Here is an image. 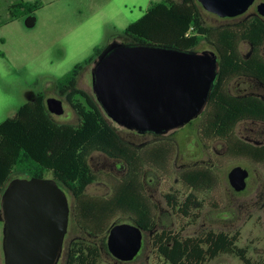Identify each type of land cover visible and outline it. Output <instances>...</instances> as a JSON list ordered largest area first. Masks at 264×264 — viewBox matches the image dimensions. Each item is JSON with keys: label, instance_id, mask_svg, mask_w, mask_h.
Returning <instances> with one entry per match:
<instances>
[{"label": "trees", "instance_id": "16d2710c", "mask_svg": "<svg viewBox=\"0 0 264 264\" xmlns=\"http://www.w3.org/2000/svg\"><path fill=\"white\" fill-rule=\"evenodd\" d=\"M41 6L39 0H14L6 8L7 18H0V27L34 14ZM122 40L127 44L183 50L195 49L202 40L207 42L218 55L219 72L208 103L197 118L201 120L198 130L201 145L221 141L228 155L251 163H264V145L250 144L234 134L241 122L264 124V102L256 97L232 96L227 91V85L240 76L264 84V61L257 53L264 42L261 17L233 27L213 29L204 25L202 7L196 0H161L151 3L139 19L123 30ZM241 42L253 48L250 58L240 55ZM103 48H94L92 55L55 81L58 96L76 113L78 124L54 121L47 110L44 93H38L34 100L20 106L13 117L0 123V195L15 174L18 178L49 176L69 191L74 202L75 222L91 237L108 234L118 215L127 216L132 224L152 232L156 223L155 206L145 194L142 178L146 167L166 171L175 144L160 141L141 148L125 141L94 95L77 87L81 72L93 66ZM93 153L104 154L126 166V176L113 181L112 194L107 198L85 193L96 180L88 163ZM179 178L188 194L181 202L176 195L167 194V206L195 222L197 216L192 215L191 210L197 203V193L211 189L217 175L212 168L193 167L183 170ZM181 233L162 230L152 235L151 246L162 264H205L219 255H231L243 264H252L246 249L237 245L238 232L209 230L190 237H183ZM100 257L98 247L79 241L72 245L67 264H100Z\"/></svg>", "mask_w": 264, "mask_h": 264}, {"label": "rangeland", "instance_id": "374dc122", "mask_svg": "<svg viewBox=\"0 0 264 264\" xmlns=\"http://www.w3.org/2000/svg\"><path fill=\"white\" fill-rule=\"evenodd\" d=\"M39 1L42 6L33 14L37 19L34 28L26 29L23 18L0 27V123L13 117L20 106L31 101L28 96L32 94L42 92L46 98L60 99L55 88L57 79L92 55L94 48L105 47L113 41L123 42V30L139 19L151 3L161 0ZM13 2L0 0V18H7L6 8ZM260 2L264 0H256L246 13L233 19L219 18L202 9L204 25L213 29L233 27L258 16L256 5ZM193 50L214 51L203 40ZM238 51L243 58H247L252 47L247 42H241ZM257 53L264 60V42ZM91 68L89 66L81 72L77 83L79 89L88 93H92ZM229 90L233 95L250 94L264 99V88L248 79L233 80ZM63 109L62 115H52L54 121L59 124H78V116L65 101ZM200 123V119H195L165 136H154L139 135L111 122L125 141L141 148L160 141H172L175 144L166 171L162 173L150 167L145 168L142 181L147 198L155 206L156 223L152 232L143 235L142 251L127 264H162L151 246L152 235L162 230L182 231L183 237L198 236L209 230L228 234L238 232L237 245L246 249L251 263L264 264V163H251L228 155L226 145L221 141L205 142L203 147L198 133ZM234 134L250 144L264 145L262 123L241 122ZM88 163L96 179L85 191L89 196L109 197L113 181L121 180L127 174L126 166L121 161L101 153H93ZM237 166L249 173L246 189L239 193L231 189L227 179L230 170ZM193 167L212 168L218 179L211 189L197 193V203L191 210L197 219L190 222V219L183 218L167 206L165 196L172 193L180 202L183 200L188 190L182 185L179 175L183 170ZM18 176L13 175L12 179ZM49 178L46 176L45 179ZM62 190L70 206L65 244L68 245L72 240L94 244L100 249V264H117V260L108 252L107 234L93 238L84 233L73 216V197L66 188ZM113 222L132 224L129 217L122 215L116 216ZM2 229L3 223L0 222V264H4ZM61 264H64V259ZM205 264L243 263L234 256L219 255Z\"/></svg>", "mask_w": 264, "mask_h": 264}, {"label": "water", "instance_id": "95a60500", "mask_svg": "<svg viewBox=\"0 0 264 264\" xmlns=\"http://www.w3.org/2000/svg\"><path fill=\"white\" fill-rule=\"evenodd\" d=\"M219 18L243 15L255 0H196ZM264 18V2L257 4ZM36 17H23L26 29ZM219 72L214 51L196 52L113 41L91 68V89L105 116L139 135L165 136L197 119L204 111ZM50 114L64 113L62 101L47 98ZM249 173L240 166L227 175L231 189H246ZM54 179L15 178L0 197L4 264H58L67 233L68 197ZM142 231L135 224L113 225L107 236L110 255L131 262L139 253Z\"/></svg>", "mask_w": 264, "mask_h": 264}, {"label": "flooded vegetation", "instance_id": "af4514ba", "mask_svg": "<svg viewBox=\"0 0 264 264\" xmlns=\"http://www.w3.org/2000/svg\"><path fill=\"white\" fill-rule=\"evenodd\" d=\"M256 2V0L254 1V3ZM253 3V4H254ZM260 3H262V2H260ZM257 6V5H256ZM247 12V11H246ZM245 12V13H246ZM33 15V14H32ZM259 16V15H258ZM239 17V16H238ZM260 17V16H259ZM262 18V17H261ZM233 19V18H232ZM263 20H264V18H262ZM261 47V46H260ZM258 50H259V48H258ZM253 48H252V52H251V54L249 55V57H247V58H250L251 56H252V54H253ZM260 55V54H259ZM260 57V56H259ZM217 58H218V55H217ZM247 58H244V59H247ZM261 58V57H260ZM262 59V58H261ZM263 60V59H262ZM264 61V60H263ZM235 79H248V80H251V81H253V82H255V84L256 85H258L259 87H261V88H264V84L263 83H261V82H259V81H257V80H255V79H253V78H250V77H246V76H240V77H237V78H235ZM234 79V80H235ZM231 83V82H230ZM229 83V84H230ZM229 84L227 85V91H228V93L230 94V95H232V96H236V97H247V96H250V97H256V98H258V99H260V100H262L263 102H264V99L263 98H261L260 96H256V95H246V94H244V95H233V94H231L230 93V90H229ZM38 93H42V92H37V93H35V94H32V96H28L29 97V99L32 101V100H34L35 99V97L37 96V94ZM59 97V96H58ZM60 100L62 101V105H63V101H65L66 102V100L64 99V98H62V97H60ZM263 124V123H262ZM1 196V195H0ZM141 231H142V244H141V249H140V251H139V253L142 251V249H143V244H144V241H143V235L145 234V233H149V232H145V231H143L142 229H141ZM67 232H68V228H67ZM67 234V233H66ZM87 234V233H86ZM155 234V233H154ZM153 234V235H154ZM90 236V235H89ZM107 236H108V234H107ZM65 237H66V235H65ZM91 237V236H90ZM94 238V237H93ZM80 240H76V241H71L68 245H66L65 244V238H64V242H63V248H62V254H61V257H60V259H59V261H58V264H61V260L62 259H64V264H67V256L69 255V253L70 252H72V245L74 244V243H77V242H79ZM82 241V240H81ZM91 244V243H90ZM94 245V244H93ZM96 246V245H95ZM107 246V245H106ZM97 247V246H96ZM99 251H100V249H99ZM138 253V254H139ZM138 256V255H137ZM136 256V257H137ZM135 257V258H136ZM135 258L133 259V260H135ZM115 259V258H114ZM132 260V261H133ZM131 261V262H132ZM116 263L117 264H127V263H129V262H121V261H116Z\"/></svg>", "mask_w": 264, "mask_h": 264}]
</instances>
